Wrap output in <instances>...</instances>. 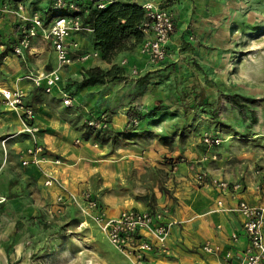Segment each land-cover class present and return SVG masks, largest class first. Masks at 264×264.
<instances>
[{
	"label": "crops",
	"instance_id": "1",
	"mask_svg": "<svg viewBox=\"0 0 264 264\" xmlns=\"http://www.w3.org/2000/svg\"><path fill=\"white\" fill-rule=\"evenodd\" d=\"M32 1H21L25 5L23 16L29 17L34 13L29 8ZM34 1L37 3L38 0ZM121 1L139 5L151 1L174 12L171 6L161 0ZM194 1L198 4V12H204V6L213 0ZM38 2L40 3V0ZM174 21L175 31L168 42L171 53L168 62L176 60L172 58L175 43L172 38L177 34L178 28L177 21ZM23 22L17 13L0 12V42L15 38ZM76 37L81 43L79 52L95 50L92 47L91 32ZM130 41L133 42L134 39ZM46 50L49 52L45 53ZM1 53L0 50V88H18L26 93V102L33 106L37 113L35 123L41 130L39 141L47 149L50 158L41 164H23L22 151L31 147L33 141L28 134L21 133L22 123L19 115L5 106H0V197L5 199L0 201V206H4L8 215L16 217V224L21 222L23 217L36 215L42 216L44 221L49 223L54 222L63 216L55 212L59 194H73L82 202V193L91 191L110 216H116L127 208L167 210L166 218L173 221L167 241L169 253H148L145 264H225L221 255L202 252L201 245L205 241H210L221 250H242L246 239L241 231V219L232 208L240 198L251 203L257 201L254 187L258 182H264V170L224 168L222 158L217 156L218 151L213 147L211 153H206V156H209L207 161L215 162L217 168H188L194 161L188 157H182L180 162L174 160L172 164L164 163L161 160L164 151L156 145L141 147L134 143L122 144L121 136H116V132H123L128 123L127 111L131 105H150L154 101L148 93L129 96L126 92L124 97L125 89L120 92L117 90V99L110 102L105 100L110 95H104L102 90H108L114 84H97L76 91L72 87L75 91L74 98L77 99L76 106H81L75 115L66 117L55 109L54 95L45 93L48 96L43 98L40 96L42 91L24 78L30 71L55 68L56 53L49 44L35 38L32 41V50L26 52L25 59L14 54L1 56ZM116 58L127 59V67H138L141 75L162 68V64H150L140 54L139 45L134 51L122 52ZM39 59L41 60L38 61ZM44 59L45 63L42 61ZM96 59L100 57L86 62H75L66 68L62 72L63 82L81 80L84 67H110V63L105 61L96 64ZM103 102L105 105L100 106ZM101 111L110 113L111 123L108 132L100 133V140L97 138L99 132L90 129L88 132L83 123L92 114L98 115ZM79 138L82 141L77 144L76 140ZM131 139L133 140V137ZM54 158H61L62 162L55 164ZM244 170L245 176H242ZM201 172L210 180L239 183L241 187L236 192H224L213 184L200 186L196 182V176ZM48 174L57 178L62 188L46 186ZM68 208L69 212L73 210L72 205ZM234 234L237 236L235 241L232 238Z\"/></svg>",
	"mask_w": 264,
	"mask_h": 264
},
{
	"label": "rangeland",
	"instance_id": "2",
	"mask_svg": "<svg viewBox=\"0 0 264 264\" xmlns=\"http://www.w3.org/2000/svg\"><path fill=\"white\" fill-rule=\"evenodd\" d=\"M38 1L30 2L31 11L44 12L51 2ZM161 2L172 7L178 23L172 38L176 60L148 71L147 84L139 82L144 75H133L128 64L124 80L103 84H114L102 90L110 95L105 98L110 102L124 89V97L126 92L129 96L148 93L153 100H162L157 113L137 125L133 140L120 139V143L156 145L168 164L193 158L188 168H217L206 156L213 147L224 168L264 170V0H213L204 12H198L194 0ZM51 95L63 116L71 117L80 109L76 98L74 106L66 107L55 92ZM40 96L48 95L41 92ZM101 112L110 118L108 111ZM86 120L83 127L94 131ZM207 134L220 138V143L208 146L203 141ZM65 211L54 222L36 215L23 217L18 225L16 217L0 206V264H133L75 201Z\"/></svg>",
	"mask_w": 264,
	"mask_h": 264
},
{
	"label": "built area",
	"instance_id": "3",
	"mask_svg": "<svg viewBox=\"0 0 264 264\" xmlns=\"http://www.w3.org/2000/svg\"><path fill=\"white\" fill-rule=\"evenodd\" d=\"M93 0H53L57 9H65L69 12L52 16L47 22L40 12H34L31 16H23L25 5L21 2L17 8L0 1V12L17 13L23 23L15 38L0 42V50L7 47L11 42V50L8 54H14L25 59L26 52L32 50V41L40 38L49 44L56 53L57 63L52 70L30 71L24 78L32 82L33 86L43 88L45 93L55 92L60 101L66 107L74 106V95L65 86L62 72L75 62H86L92 58L100 57L98 51H83L81 43L76 36L92 29L84 24L81 11L86 2ZM119 0H97L98 8H105L109 4ZM146 17L142 23L143 40L139 44V52L150 64L161 65L170 58L168 42L175 31V19L172 12L166 6L151 1L142 5ZM13 41V42H12ZM122 65H127L128 60H122ZM133 75H140L138 67H132ZM68 83V82H67ZM0 106H5L15 111L21 120V133L28 134L33 145L22 151L23 164L30 162L41 164L49 161L47 149L39 141L40 127L36 125L37 113L33 106L26 102V93L22 89L0 88ZM109 116L102 112L98 115H91L87 118L86 124L95 132H103L110 127ZM133 123L137 124L138 119L134 118ZM77 139L76 143H81ZM203 141L211 146L219 144L220 138L205 135ZM214 157V156H213ZM55 164L62 162L61 158H54ZM196 182L200 186L213 184L224 192L230 190L236 192L240 189L239 183H228L225 180L208 179L205 173L201 172L196 176ZM48 187L62 185L52 174H48L45 180ZM257 201L248 202L240 198L232 211L236 212L241 219V231L246 239V244L240 251L231 249L221 250L210 241L201 245V250L207 254L221 255L225 264H264V182H258L255 187ZM76 202L80 208L91 216L101 230L106 233L109 241L119 249L125 256L133 261V264H145V257L148 253L159 252L168 254V238L171 233L173 221L166 218L167 210H140L127 208L116 216L107 214L104 206L98 197L91 191L82 193V202L73 194H59L56 198L55 212L58 215L64 213L68 203ZM221 206V202H218ZM237 240L236 234L232 236Z\"/></svg>",
	"mask_w": 264,
	"mask_h": 264
},
{
	"label": "trees",
	"instance_id": "4",
	"mask_svg": "<svg viewBox=\"0 0 264 264\" xmlns=\"http://www.w3.org/2000/svg\"><path fill=\"white\" fill-rule=\"evenodd\" d=\"M2 4H8L12 8H17V5L22 0H0ZM69 11L65 9H57L53 5V0L41 12L43 18L47 22L52 16L57 14H64ZM84 24L92 29V47L99 52L100 58L105 62L112 64L110 68H103L101 66L84 67L81 80L74 82L68 81L65 86L71 90L74 95L72 87L75 85L76 89H83L89 86L100 85L110 82H117L126 78L127 68L122 63L114 62L116 57L122 52L134 51L140 42L143 40V32L141 29L142 23L145 20L146 13L142 5L131 2L116 1L105 8L97 7V0L86 2L81 11ZM134 39L133 42L130 40ZM11 41V40H10ZM13 42V41H12ZM11 42L7 43V47L2 51V55H7L12 49ZM168 63V60L163 64ZM162 64V65H163ZM145 78L139 82L147 84ZM44 92L43 88H37ZM161 99H155L150 105H134L129 107L127 111L128 123L123 132H116V136H121L122 140L131 139L135 136L138 129L137 125L146 117L153 116L157 113ZM231 101L239 106L235 98ZM134 118L138 119V123H133ZM111 122V119L109 118ZM86 126V124H85ZM110 130V128L108 129ZM108 130H106L108 132ZM88 133V132H87ZM21 222H17L20 225Z\"/></svg>",
	"mask_w": 264,
	"mask_h": 264
}]
</instances>
